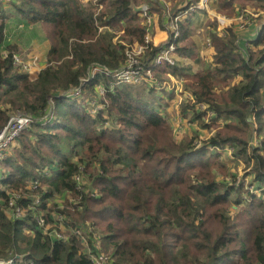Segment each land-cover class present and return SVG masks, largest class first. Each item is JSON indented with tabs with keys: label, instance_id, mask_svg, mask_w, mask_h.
Returning a JSON list of instances; mask_svg holds the SVG:
<instances>
[{
	"label": "trees",
	"instance_id": "trees-1",
	"mask_svg": "<svg viewBox=\"0 0 264 264\" xmlns=\"http://www.w3.org/2000/svg\"><path fill=\"white\" fill-rule=\"evenodd\" d=\"M218 1L233 6V0ZM97 2H107L100 14L93 1L12 2L15 17L26 26L44 23L52 27L47 65L33 80L14 65L18 47L6 41L12 16L0 13V129L18 112L35 120L0 161V186L14 190L0 189V262L94 264L78 237L63 242L44 235L37 218L44 216L51 222L55 212L62 215L67 228L83 226L87 219L102 228L105 250L114 264H264L261 196L254 193L244 198V186L220 180L217 171H225L224 163L193 162L196 152L191 141L176 142L166 117L150 102L136 98L133 86L112 88V76L104 74L84 84L95 65L110 72L129 65L111 35H99V27L125 25L130 42L141 45L148 28L140 23L141 13L132 9L138 0ZM245 2L264 9V0ZM263 16L251 18L252 24L261 23ZM191 24L190 18L180 22L178 42L191 35ZM210 26L216 28L212 22ZM261 26L247 49L240 45L233 27L222 34L211 32V63L203 71L186 74V87L197 103L207 105L218 118L232 117L225 127L233 134H217L209 145H231L234 156L253 161L248 176L257 187L264 184V24ZM159 50L148 45L140 63L148 65ZM176 50L182 56L192 55L184 46ZM103 83L107 86L104 95L95 98L102 108H93L92 114L72 101L76 89L98 92ZM113 121L121 125L111 128ZM122 126L129 132L121 130ZM109 131L116 134L109 136ZM255 134L261 140L256 147L250 146ZM213 165L218 167L215 172ZM234 192L237 200L230 198ZM64 193L62 208L50 205L56 194ZM35 199L39 205L30 210ZM232 204L242 207V216L253 214L244 229L232 217ZM18 208L23 209L21 215ZM89 240L95 254L94 240Z\"/></svg>",
	"mask_w": 264,
	"mask_h": 264
},
{
	"label": "rangeland",
	"instance_id": "rangeland-1",
	"mask_svg": "<svg viewBox=\"0 0 264 264\" xmlns=\"http://www.w3.org/2000/svg\"><path fill=\"white\" fill-rule=\"evenodd\" d=\"M13 1L16 3V0H12V2ZM92 1L94 2V5L99 14L100 12L106 10L107 2L105 4H99L97 0ZM12 2L9 3L6 0H0V5L3 8H1L2 10L0 11V13H5L8 16L10 15L13 17V20L20 22V20L15 17L18 16V14L15 12ZM85 2V4L90 3L88 0H86ZM150 5V2L147 0H138V4L137 6H135H143L144 8H148V13L150 15ZM191 5L195 4L192 3ZM191 5H187L188 9L186 10L185 8H180L182 10L181 12L183 13L182 16H179L178 18L177 16H175V18H171V21L176 23L180 19V17L188 15L187 18H190L193 21V24L190 25V30L192 33L188 38L183 40V43L178 42L181 37V25H175V27H177L178 36L176 38V42L174 43V50L169 55L168 61L169 65L174 67H168L166 66L168 64L163 63L159 66V68L157 67L153 71H151V75L157 81V84L155 85L147 81L148 79L146 80L144 71H141L138 75H135L134 72L133 77L135 80L132 81H118L115 78V74H113L111 75L112 81L109 83L110 87H122L125 85L133 86L134 91L137 93L136 98H139L143 103L150 102L151 105L156 106L153 107L154 109L158 108L160 114H163L166 117L173 130L176 142L181 143L186 140V143H190L191 141L192 148H194L193 151L196 152V154L191 157V160L193 162L197 164L203 161L210 160L211 162H213L217 160L219 164H221L220 162H222V164L224 163L226 165L225 171H217V177L220 180H228L227 182H229V185L231 186H244L246 189V191H244L246 194L244 198H248L249 194L255 193L256 195L261 196L260 201L264 200V184L262 187H257L256 185L254 186L255 183L252 184L251 182L252 176H248V172H250L252 168L253 161H245L242 157L237 158L236 156H234L231 145L215 147L209 145L208 143V141L217 134H233L232 130H230L229 128L226 129L225 127L228 122H232V117H229L230 119H226L224 117L218 118V116L210 112L208 108L206 109L199 107V103L196 102L193 94L186 87V84L188 82L186 80V74H194L203 71L207 69L206 67H208V64L210 63V61L207 60L208 56L209 54L214 52V44L211 32H216L218 30L222 34V32L224 33V30L226 28L233 27L234 31H236L239 36L238 40L240 43V39L241 37H243V35L241 37L240 35L245 30L250 28V25H252L250 18L240 19L239 14L241 13V11L248 10L251 12L262 13L264 12V9L256 7V4L245 2V0H233L232 7H225L218 0H213L211 2L210 12H208L207 10L191 9ZM178 6L179 5H177V7ZM195 11L199 12L191 16L188 14L189 12ZM263 15L264 14H262L260 17H262ZM140 16V23H146L148 26H150L151 23L149 22V19L144 16V12H142ZM256 19H258V17ZM211 22L216 24V28L210 26ZM22 25L25 24L23 23ZM33 26L35 34L32 37L34 38V41H28L27 39H25V43L27 44L25 48L27 50L24 52L21 51L22 53H18L20 60L29 66L28 72L32 80L38 76L39 70L41 69L38 64L39 60L37 58V55L39 54L35 53L34 48L38 46L39 41H42L43 39L49 41L51 45V41L49 39V31L52 32V27L49 28L48 25L44 23L36 24V26ZM124 27L125 25L122 24L117 26H101L99 27V35L110 34L113 45L119 47L118 49L125 54V58H127L126 62H128L129 60L133 62H139V59L142 58L147 52L145 51L141 53V46L137 41H134L132 43L130 42L129 38L131 37H127L124 34ZM262 27L263 26H261V28ZM10 29L12 28L10 27ZM150 30L151 29L146 32L145 37L149 40L151 45L155 46L153 44V34L152 32H150ZM168 33L169 37L171 38L173 32L168 31ZM167 42L168 40L164 45H162V47H164ZM177 46L178 48L179 46H184V48H188L189 50H191V57L182 56L181 53L176 50ZM160 48L161 46H159V49ZM153 59H151V61ZM197 59H199L200 62L196 63ZM160 70H162V72H160ZM232 83L233 82H231V84ZM106 87V84L103 83L99 87L98 92H74L76 93V95L73 96H75L76 98H74L72 101L78 103L80 109H85L89 112V114H92L93 108H102L100 100H97L95 98H100L99 96H103L104 92L102 93V91ZM191 96L195 99L194 102L190 99ZM189 105L191 106V108ZM18 114H24V112H18L16 114H13V116ZM113 115H115V112H113ZM112 123H109L111 128L119 127L120 122L113 121ZM256 127L257 125L255 124V128ZM122 129L125 133L129 132L126 130L127 127L122 126L121 130ZM103 131H106V129H104ZM109 132V136L116 134L112 133V131ZM250 144V146H259L261 144V140L260 138L258 139L257 135L255 134V137L250 142ZM228 150H231V152ZM249 153H251V150H249ZM198 154L200 155L198 156ZM217 169L218 167L213 165L212 170L215 172ZM4 187L6 186H0V189H4ZM6 190L9 193H12L14 191L7 189V187ZM38 196L39 195H36V197ZM65 197V193L56 194L49 203L50 205L52 203L59 204L62 208V202L65 200ZM230 198L232 200H237L238 193L234 192ZM241 209V206L232 204L231 214L232 217L236 220V223L242 224V227L244 229L245 224H250L249 220L253 218V214H251L250 217H247L246 215L242 216L241 214H239L241 212ZM85 221V224L89 223L93 227L94 231H96V233L100 235V237L103 238L105 236V232L102 230V228L97 226L92 220L87 219ZM212 225L213 228H216L217 226L215 221H212ZM86 238V235H84L83 239L85 240ZM103 249L106 253H109L105 250L104 242ZM0 264L2 263L0 262Z\"/></svg>",
	"mask_w": 264,
	"mask_h": 264
},
{
	"label": "built area",
	"instance_id": "built-area-1",
	"mask_svg": "<svg viewBox=\"0 0 264 264\" xmlns=\"http://www.w3.org/2000/svg\"><path fill=\"white\" fill-rule=\"evenodd\" d=\"M7 2L11 3L12 0H6ZM212 0H196L195 5H191V9H200V10H207L210 12ZM149 9L145 7L144 9V16L149 19V22L151 23V14L148 13ZM264 14L258 13V12H251L248 10H242L239 14L240 19L244 18H257ZM254 16V17H253ZM179 16H177L178 18ZM177 25L176 23H170L168 26V30L173 32V35L168 40L167 44L164 47H161L156 57L148 64L143 65L137 61H128L129 65L124 68L121 71L116 72H110L106 68H103L101 66L95 65L93 66L89 77L84 79V84L86 82H89L91 79H93L97 74H104V75H113L115 74V78L118 81H132L135 80L133 77V74L135 72V75H138L141 71H144L146 75V80L152 83L153 85L157 84V81L154 79V77L151 75V71H153L155 68H159L160 65L163 63L169 64V55L174 50V43L176 42V38L178 36L177 33ZM261 27L259 28L260 31ZM149 30V26L147 28V31ZM258 31V33H259ZM151 43L148 39H144V45L140 44V51L141 53L145 52L147 50L148 45ZM140 53V54H141ZM14 65L21 68L23 71L28 72L29 66L22 62L19 58L18 53L13 55ZM168 62V63H167ZM29 73V72H28ZM80 88L76 89L74 92H80ZM73 92V95H76V93ZM194 102V98L191 96L190 98ZM199 107L202 108H208L207 105L203 103L198 104ZM211 112V111H210ZM35 122L34 118L29 114H18L11 117L8 124L0 129V161L3 160L5 157V151L13 145L17 138L21 135V133L29 128L33 123ZM45 124V123H44ZM231 152V150H228ZM38 185L37 182L34 183V186L36 187ZM30 191H33L31 189ZM39 205V200L35 199L34 204H32L29 209L33 210L36 206ZM18 215H21L23 212V209L18 208L17 209ZM52 221L48 222L44 216H40L37 218V221L41 228L43 229L44 235L51 236L52 238L58 240L67 242L70 240L71 237H78L82 240L83 244L88 247L90 252V257L92 256V261L94 264H114L112 260V256L106 253L103 249V239L100 237L99 234L94 231L93 227L88 223L84 224L83 226H79L77 228L69 227L67 228L63 223V217L62 215H57L55 212L51 213ZM86 235V239H83V236ZM94 240V248H95V254H93V250L91 247V243L89 242V238ZM2 264H11L12 261L8 262H1Z\"/></svg>",
	"mask_w": 264,
	"mask_h": 264
},
{
	"label": "crops",
	"instance_id": "crops-1",
	"mask_svg": "<svg viewBox=\"0 0 264 264\" xmlns=\"http://www.w3.org/2000/svg\"><path fill=\"white\" fill-rule=\"evenodd\" d=\"M82 3H86L84 0H80ZM89 2L92 0H88ZM213 1V0H212ZM150 13H151V24L149 26L150 32H152V37H153V44L155 46H161L166 43L167 40L170 39L169 33H168V26L171 21V18H175V16H182L183 13L181 12L182 10H179L180 8H183L187 5H191L193 2H196V0H150ZM179 5L177 8L176 6ZM199 11H195V14L198 13ZM188 16V15H187ZM187 16L180 17V19L176 22L177 25L182 22V20L187 19ZM13 17L8 20L7 22V27H6V41L7 44L11 43V45H15L18 47V52L17 53H22L21 51H26L27 49L25 46L27 44L25 43V39L28 41L33 40L35 32H34V26L33 25H22L23 23H20L19 21L13 20ZM14 23V24H13ZM175 23V22H173ZM264 24V16L261 20V23L258 25H250V28L245 30L240 37V45L243 47V49H247L248 47H251V43L253 40L256 39L258 36V31L260 26ZM168 25V26H167ZM36 26V25H35ZM10 27L12 29H10ZM166 27V29H165ZM29 30H28V29ZM50 43L49 41H46L43 39L42 41H39V45L34 48L35 53H38L37 58L39 60V66L41 69L39 72L46 67L47 65V55L48 51L50 49ZM16 52V51H15ZM212 52L209 54L208 59L211 63L212 61ZM200 62L199 59L196 60V63ZM209 63V64H210ZM208 64V66H209ZM39 74V73H38Z\"/></svg>",
	"mask_w": 264,
	"mask_h": 264
},
{
	"label": "water",
	"instance_id": "water-1",
	"mask_svg": "<svg viewBox=\"0 0 264 264\" xmlns=\"http://www.w3.org/2000/svg\"><path fill=\"white\" fill-rule=\"evenodd\" d=\"M132 9L135 11V12H138V13H142L144 11V7L143 6H139V7H136L134 4L132 5Z\"/></svg>",
	"mask_w": 264,
	"mask_h": 264
},
{
	"label": "bare ground",
	"instance_id": "bare-ground-1",
	"mask_svg": "<svg viewBox=\"0 0 264 264\" xmlns=\"http://www.w3.org/2000/svg\"><path fill=\"white\" fill-rule=\"evenodd\" d=\"M158 54V53H157Z\"/></svg>",
	"mask_w": 264,
	"mask_h": 264
}]
</instances>
